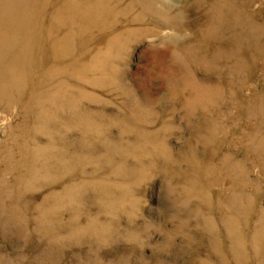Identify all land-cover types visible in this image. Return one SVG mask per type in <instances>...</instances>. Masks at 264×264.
I'll list each match as a JSON object with an SVG mask.
<instances>
[{
    "label": "rangeland",
    "instance_id": "rangeland-1",
    "mask_svg": "<svg viewBox=\"0 0 264 264\" xmlns=\"http://www.w3.org/2000/svg\"><path fill=\"white\" fill-rule=\"evenodd\" d=\"M0 264H264V0H0Z\"/></svg>",
    "mask_w": 264,
    "mask_h": 264
},
{
    "label": "bare ground",
    "instance_id": "bare-ground-1",
    "mask_svg": "<svg viewBox=\"0 0 264 264\" xmlns=\"http://www.w3.org/2000/svg\"><path fill=\"white\" fill-rule=\"evenodd\" d=\"M5 18V17H4ZM25 19V18H24ZM30 45V44H29ZM43 50V49H42ZM11 51V50H10ZM13 51V50H12ZM15 53V52H14ZM28 53V52H27ZM16 54V53H15ZM16 56V55H15ZM19 57V56H18ZM13 58V57H12ZM17 58V57H16ZM17 60V59H16ZM18 61V60H17Z\"/></svg>",
    "mask_w": 264,
    "mask_h": 264
}]
</instances>
